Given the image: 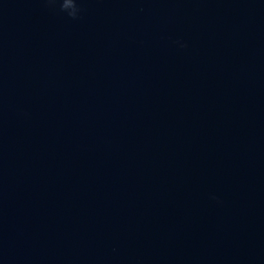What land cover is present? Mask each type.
Segmentation results:
<instances>
[{
    "label": "water",
    "instance_id": "95a60500",
    "mask_svg": "<svg viewBox=\"0 0 264 264\" xmlns=\"http://www.w3.org/2000/svg\"><path fill=\"white\" fill-rule=\"evenodd\" d=\"M0 0V264H264V0Z\"/></svg>",
    "mask_w": 264,
    "mask_h": 264
},
{
    "label": "clouds",
    "instance_id": "9594fccd",
    "mask_svg": "<svg viewBox=\"0 0 264 264\" xmlns=\"http://www.w3.org/2000/svg\"><path fill=\"white\" fill-rule=\"evenodd\" d=\"M50 5L60 4V11L66 12L69 17L75 19L80 11L78 0H47Z\"/></svg>",
    "mask_w": 264,
    "mask_h": 264
}]
</instances>
